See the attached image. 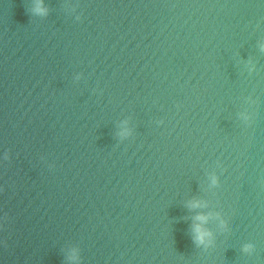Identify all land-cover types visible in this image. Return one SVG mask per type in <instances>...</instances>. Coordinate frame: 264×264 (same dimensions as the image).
<instances>
[{
	"label": "water",
	"instance_id": "obj_1",
	"mask_svg": "<svg viewBox=\"0 0 264 264\" xmlns=\"http://www.w3.org/2000/svg\"><path fill=\"white\" fill-rule=\"evenodd\" d=\"M0 264H264V0H0Z\"/></svg>",
	"mask_w": 264,
	"mask_h": 264
}]
</instances>
